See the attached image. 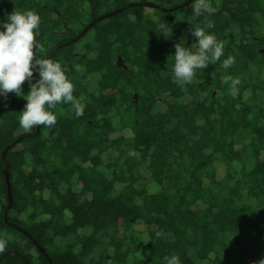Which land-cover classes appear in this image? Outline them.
<instances>
[{"label": "trees", "instance_id": "trees-1", "mask_svg": "<svg viewBox=\"0 0 264 264\" xmlns=\"http://www.w3.org/2000/svg\"><path fill=\"white\" fill-rule=\"evenodd\" d=\"M185 1L0 0V21L39 15L35 39L83 105L77 117L58 104L55 125L25 132L24 98L0 97V264H165L172 255L250 264L264 255V0H210L214 10L199 16ZM103 14L77 47L83 35L72 38ZM208 24L224 54L175 83L174 44L184 36L195 48L190 29ZM229 55L234 63L221 67ZM226 75L240 80L235 97Z\"/></svg>", "mask_w": 264, "mask_h": 264}, {"label": "clouds", "instance_id": "clouds-1", "mask_svg": "<svg viewBox=\"0 0 264 264\" xmlns=\"http://www.w3.org/2000/svg\"><path fill=\"white\" fill-rule=\"evenodd\" d=\"M213 10L210 0H192V11L197 16L210 14ZM39 25L40 17L32 10L10 12L6 21H0V97L6 98L9 92H13L24 98L26 103L20 110L18 124L25 132L39 125H55L57 116L52 109L58 104H71L75 116L83 115V105L73 95L74 85L61 62L44 55V46L35 39ZM211 27L208 24L190 29L191 36L195 38V48L185 45L184 36L174 44L171 73L175 83H191L197 70H204L224 54L223 43L213 32L206 30ZM171 31L162 26L158 33L168 38ZM233 63L234 57L229 55L221 61V67L229 68ZM34 71L38 78L33 81ZM223 79L229 83V92L235 97L239 78L226 75ZM25 81L29 82L26 92L22 90ZM7 243V239L0 238V251ZM164 260L165 264H180L177 255L166 256ZM250 264H264V255Z\"/></svg>", "mask_w": 264, "mask_h": 264}, {"label": "water", "instance_id": "water-1", "mask_svg": "<svg viewBox=\"0 0 264 264\" xmlns=\"http://www.w3.org/2000/svg\"><path fill=\"white\" fill-rule=\"evenodd\" d=\"M189 0L185 1L184 3H187ZM140 3V2H139ZM145 5H148V6H152L153 3H150V2H145L144 3ZM173 8H176L173 7ZM111 13H114V11H112ZM106 14H103L101 16H98L96 17L95 19L91 20L86 26H84V28L74 37L72 38V41H76L80 36H82L84 34V32L90 27V25H92L95 21H97L98 19L102 18V17H105ZM9 148V146H7L4 151H3V154L4 152ZM5 179H6V184H7V192H8V199H9V202L11 201V191H10V181L8 179V173L7 171L5 170ZM28 264V263H26Z\"/></svg>", "mask_w": 264, "mask_h": 264}, {"label": "rangeland", "instance_id": "rangeland-1", "mask_svg": "<svg viewBox=\"0 0 264 264\" xmlns=\"http://www.w3.org/2000/svg\"><path fill=\"white\" fill-rule=\"evenodd\" d=\"M147 12H150V9H146ZM91 38V33L90 31H88L85 35H83L77 42H76V46H81V44H83L84 41L89 40Z\"/></svg>", "mask_w": 264, "mask_h": 264}]
</instances>
